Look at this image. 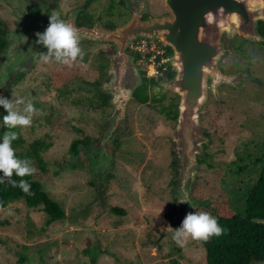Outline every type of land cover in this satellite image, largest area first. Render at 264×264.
Instances as JSON below:
<instances>
[{"label":"rangeland","instance_id":"374dc122","mask_svg":"<svg viewBox=\"0 0 264 264\" xmlns=\"http://www.w3.org/2000/svg\"><path fill=\"white\" fill-rule=\"evenodd\" d=\"M86 1L60 0L47 17L53 13L64 17ZM110 1L93 0L88 10L106 20ZM162 1L147 0L149 12L158 11ZM119 10L117 22L126 17L125 6ZM227 46L222 69L245 70V65L254 61L256 72L264 76V48L249 44L241 35ZM80 48L83 55L78 68L40 58L8 96L9 100L23 97L25 103L34 106L30 125L19 126L26 144L38 138L53 143L43 152L47 173L38 177L66 216L46 226L47 214L42 206L32 208L23 200L0 206V264H18L22 254L28 257L27 264H79L84 243L105 249L96 264H167L172 259L177 264H206L202 239L188 237L176 242L172 238L174 229L190 212H206L215 218L199 205L191 207L180 222L174 221L176 200L172 189L177 171L170 140L177 122L166 113L172 104L177 108L179 97L174 92L153 98L161 97L160 87L155 84L150 86L148 102L141 103L136 98L130 101L129 131L120 137V148L115 149L116 166L105 193L98 194L84 154L82 162L87 165L72 167L76 161L70 150L72 141L84 136L98 138L104 120L113 110L108 104L96 109L77 102L95 95L94 87L86 81L96 79L107 63L100 53L110 51L112 45L89 42ZM137 63L145 70L144 56ZM147 69L149 77L153 68ZM101 73L100 80L104 75ZM164 75L154 77L156 81L166 80ZM219 93L220 99L210 93L200 110V120L211 143L205 148L208 163L200 165L197 186L201 193L226 199L235 211L243 212L246 186L256 180L261 168L254 161L264 151V87L250 85L245 89L243 82L242 89L221 85ZM23 109V104L18 106L22 113ZM245 163L247 168L236 174L238 165ZM32 165L37 166L35 162ZM102 197L104 206L99 199ZM116 205L127 211L126 223L118 227L112 224L117 215L111 209Z\"/></svg>","mask_w":264,"mask_h":264},{"label":"water","instance_id":"95a60500","mask_svg":"<svg viewBox=\"0 0 264 264\" xmlns=\"http://www.w3.org/2000/svg\"><path fill=\"white\" fill-rule=\"evenodd\" d=\"M123 1L131 16L115 28L106 27L101 19L93 25L79 24L81 7L59 17L75 29L79 46L89 41L115 45V51L107 54L110 64L102 70L104 75L98 83L99 91L109 95L107 104L113 110L104 120L100 136L83 154L99 188L98 194L105 193L116 166V140L129 131L128 104L135 99L137 88L145 83L143 71L128 48L143 38L160 40L171 47L168 64L174 73L156 84L160 96L172 91L179 97L177 123L170 141L177 171L172 189L176 200L174 221L180 222L191 207L210 205L209 200L200 201L194 193L201 165L199 157L206 155L205 148L211 143L201 123L200 110L210 93L220 99L221 85L242 89L246 80L245 70L225 72L221 68L220 62L226 55L222 38L226 35L234 41L241 35L250 41L264 42L259 31V21L264 22V0H167L171 15L147 19L143 18L149 13L147 0ZM53 6V0H0V20L6 26L7 42L0 51V96L7 98L41 54L47 53V48L36 42V33L47 28V14ZM182 199H189L191 205L179 202ZM252 221L264 224V216L252 217ZM251 264H264V259H253Z\"/></svg>","mask_w":264,"mask_h":264},{"label":"trees","instance_id":"16d2710c","mask_svg":"<svg viewBox=\"0 0 264 264\" xmlns=\"http://www.w3.org/2000/svg\"><path fill=\"white\" fill-rule=\"evenodd\" d=\"M55 5L48 11L51 13L60 0H54ZM93 0H87L85 3L80 4L78 7H84L85 11H81L78 22L79 24L90 25L97 17L95 13H91L88 9ZM122 0H111L107 7L108 19H104L105 24L108 27H114L117 23L120 10L122 6ZM101 18V16H98ZM6 26L0 20V51L6 46L5 38ZM239 50H243V47H239ZM149 56V55H148ZM137 61L141 59V56L137 54ZM80 58L73 62L72 67L78 68L80 66ZM145 79L144 85L137 88L135 91V98L141 103H146L151 99L149 92L150 86H155L156 78L148 77L146 71L143 70ZM173 75L172 68L165 72L164 78H170ZM100 77V73L97 74L96 79L87 80L86 82L94 87L95 95L86 97L84 100H77L78 103H86L96 109L105 108L109 99V95L100 92L96 83ZM11 94V93H10ZM8 94V96L10 95ZM7 96V98H8ZM164 95L158 97L155 95L153 98H163ZM167 116L171 119H176L178 115L177 108L174 104L166 111ZM6 114L5 109L0 107V136L4 132L9 131L3 126L2 116ZM17 133V138L12 142V147L15 150L17 157L21 159H29L36 163L37 171L30 176L17 177L13 174L12 179L19 181L24 179L29 184L27 192L23 191L19 186H13L5 178L4 182L0 183V206L6 207L9 203L16 200H23L25 204L32 208H39L42 206L43 211L47 214L46 226L52 224L55 221L61 220L66 216L64 208L61 204L55 200L48 191H46L39 180V174L47 173V162L43 157V152L52 146V142H48L46 138H38L27 143V140L18 126L15 129H11ZM94 137L84 136L82 138L74 139L71 143L70 150L73 156L76 158L75 163L72 164L73 168L87 165V162L83 163V150L88 147L94 140ZM120 148V138L116 140V148ZM78 159H82L81 161ZM201 164L208 163V156L199 157ZM255 164L261 165L258 171V176L254 182H250L246 186V192L243 196L245 198V207L243 212L235 211L228 203L226 199L217 200L211 193H201L199 187L196 186L194 193L200 201H210V205H202V208L212 213L221 227L222 231L220 235H212L208 239H202V244L206 250V264H251L253 259H264V224L252 221V217L264 216V151L261 156L254 161ZM211 165V164H209ZM85 167V166H84ZM247 168V163L239 164L236 174H241ZM2 175V173H0ZM200 180V177L198 178ZM113 214L117 215V219L112 223L118 227L126 223V210L121 206H114L111 209ZM101 246L92 247L89 243H84L81 248V255L79 258V264H96L100 253L104 252ZM28 257L22 254L18 259V264H27ZM167 264H177L176 259H172Z\"/></svg>","mask_w":264,"mask_h":264},{"label":"clouds","instance_id":"9594fccd","mask_svg":"<svg viewBox=\"0 0 264 264\" xmlns=\"http://www.w3.org/2000/svg\"><path fill=\"white\" fill-rule=\"evenodd\" d=\"M36 37V42L47 48V53L41 54V59L44 62H48L52 58L59 64L71 66L83 55L75 29L55 13L49 16L47 28L42 33L37 32ZM22 104L24 105L23 113L18 110V106ZM0 106L6 111V114L2 116L3 126L9 129L0 136V173H2L0 183L7 178L14 187L19 186L27 192L30 187L28 182L24 179L19 181L12 179L13 174L17 177L30 176L37 169L29 159H21L16 156L12 142L17 138V133L11 129L30 125L34 106L31 102L25 103L23 97L9 100L3 96H0ZM179 202L191 205L189 199H182ZM174 230L172 238L176 242L188 237L206 240L212 235H220L222 231L214 217L209 213L199 211L188 213L180 226Z\"/></svg>","mask_w":264,"mask_h":264},{"label":"flooded vegetation","instance_id":"af4514ba","mask_svg":"<svg viewBox=\"0 0 264 264\" xmlns=\"http://www.w3.org/2000/svg\"><path fill=\"white\" fill-rule=\"evenodd\" d=\"M122 2H123V8H124V6H125V3H124V1L122 0ZM200 7H202V4L199 6V8ZM81 8H83V10L82 11H85V8L84 7H81ZM125 8H126V6H125ZM206 9V8H205ZM208 12V11H207ZM201 13V12H200ZM160 15H163V16H168V15H171V10H170V8H169V6H168V4H167V0H163L162 1V3H161V5H160V8H158V11H156V10H152V12H149V13H146L144 16H143V18H145V19H147V18H152V17H155V16H160ZM125 16L126 17H124V19L123 20H121V22H117L116 23V25L114 26V27H109V28H115L117 25H119V24H121V23H123V22H125L126 20H128L129 19V17L131 16V11L130 10H128L127 8H126V11H125ZM97 19H101L102 20V22L104 23V25L106 26V27H108L106 24H105V21H104V19H102V18H100V17H96L95 18V20H94V22L97 20ZM94 22L92 23V24H90V25H93L94 24ZM259 31L261 32V34L264 36V22L263 21H259ZM223 41L225 42V44H226V53H227V43L230 41L229 40V38H228V36H226V35H224L223 36ZM140 40V39H139ZM138 40H136L135 42H137ZM90 43H97V42H94V41H89ZM89 42H86V43H89ZM134 42V43H135ZM246 42H248L249 44H252V45H257L258 47H260V48H264V42H261V43H257V42H252V41H247V39H246ZM133 43V44H134ZM84 44V43H83ZM102 44H111L112 45V49L110 50V51H107V52H101L100 54H101V56H103V58L104 59H106V65L105 66H102L101 67V69H100V77H99V79H98V81L100 80V78H101V75H102V70L105 68V67H107L109 64H110V59L107 57V54H109V53H112V52H114L115 50V45H114V43L113 42H105V43H102ZM82 45V44H81ZM80 45V46H81ZM163 49H164V53H165V55H167L168 57H169V55L171 54V52L173 51L172 50V48L171 47H169V46H165V45H163ZM128 52L130 53V54H132V55H134L135 57H137V53H134L133 52V49H132V47L130 46L129 48H128ZM167 57V58H168ZM136 60H137V58H136ZM222 61V60H221ZM220 66H221V62H220ZM254 66H255V62L254 61H249L246 65H245V71L248 73V74H245V77H247L248 79L245 81V89L248 87V86H250V85H254V86H256V87H264V76L260 73H257L256 72V69L254 68ZM169 68H172V70H173V73H174V68L172 67V66H170L168 63L166 64V69H165V71H164V73L166 72V71H169ZM222 68V67H221ZM148 69H145L144 71H147ZM224 70V69H223ZM225 71V70H224ZM226 72V71H225ZM249 74H251L252 75V77H250L249 76ZM149 77H152V76H149ZM168 79V78H167ZM98 81H97V83H98ZM177 111H178V109H177ZM100 199V201H102V205L104 206V197H102V198H99Z\"/></svg>","mask_w":264,"mask_h":264},{"label":"built area","instance_id":"2783aa9c","mask_svg":"<svg viewBox=\"0 0 264 264\" xmlns=\"http://www.w3.org/2000/svg\"><path fill=\"white\" fill-rule=\"evenodd\" d=\"M149 43L153 45L149 46ZM131 47L134 53H137L141 57L144 56L147 62L145 69L147 67L153 68V72L151 73L152 77H157V74L161 73L162 75L164 73L168 58L164 53L163 44L160 40L143 38L132 44Z\"/></svg>","mask_w":264,"mask_h":264}]
</instances>
